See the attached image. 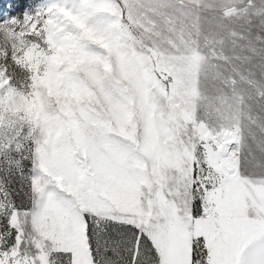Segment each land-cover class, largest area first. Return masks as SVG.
Here are the masks:
<instances>
[{"label": "snow or ice", "instance_id": "1", "mask_svg": "<svg viewBox=\"0 0 264 264\" xmlns=\"http://www.w3.org/2000/svg\"><path fill=\"white\" fill-rule=\"evenodd\" d=\"M12 2L0 264H264V0Z\"/></svg>", "mask_w": 264, "mask_h": 264}, {"label": "rangeland", "instance_id": "2", "mask_svg": "<svg viewBox=\"0 0 264 264\" xmlns=\"http://www.w3.org/2000/svg\"><path fill=\"white\" fill-rule=\"evenodd\" d=\"M32 0H29L28 3H31ZM9 0H4V3L0 4V7L3 9L7 10L10 14H15V10H10V7L8 6ZM46 89H48L49 94L51 93V90L53 87H55V82L54 81H48L45 84Z\"/></svg>", "mask_w": 264, "mask_h": 264}, {"label": "trees", "instance_id": "3", "mask_svg": "<svg viewBox=\"0 0 264 264\" xmlns=\"http://www.w3.org/2000/svg\"><path fill=\"white\" fill-rule=\"evenodd\" d=\"M29 0H27L28 2ZM4 3V0H0V4ZM8 6L10 7V10H14V5H13V2L12 0H9V4Z\"/></svg>", "mask_w": 264, "mask_h": 264}]
</instances>
